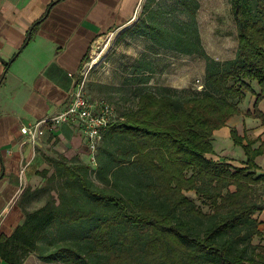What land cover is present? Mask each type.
<instances>
[{"label":"trees","instance_id":"16d2710c","mask_svg":"<svg viewBox=\"0 0 264 264\" xmlns=\"http://www.w3.org/2000/svg\"><path fill=\"white\" fill-rule=\"evenodd\" d=\"M152 1L125 33L150 38L156 51L205 59L202 88L185 96L175 87L151 88V61L135 64L129 79L138 86L132 89L135 106L119 111L115 102L100 100L114 105L116 116L93 165L62 153L45 157L50 168L39 171L44 182L35 197L45 202L25 211L11 235H0L4 260L23 264L35 255L62 264H264V253L253 246L264 236L257 217L264 211V174H256L264 143L254 148L258 138L232 128L246 161L216 158L215 150L216 131L240 114L248 93L256 99L246 115L264 118V0H231L238 47L225 61L202 44L197 0H175L168 10H155ZM191 191L210 212L188 196Z\"/></svg>","mask_w":264,"mask_h":264},{"label":"crops","instance_id":"0c3cea01","mask_svg":"<svg viewBox=\"0 0 264 264\" xmlns=\"http://www.w3.org/2000/svg\"><path fill=\"white\" fill-rule=\"evenodd\" d=\"M144 2L0 0V235H11L23 222L25 211L44 204L45 197H35L44 182L39 171L50 168L46 156L62 153L69 159L79 157L93 163L79 124L45 125L36 143L30 141L28 130L68 106L74 88L70 74L80 71L105 36L135 21ZM253 86L259 92L258 83ZM255 99L254 93H248L240 114L216 131V157L246 161L243 147L234 143L232 128L247 139L258 138L254 148L264 143V118L246 115L248 110L254 111ZM259 109L264 113V100ZM256 163V174H264V153ZM259 186L264 200V182ZM257 217L264 223V211ZM0 264L12 263L0 257Z\"/></svg>","mask_w":264,"mask_h":264},{"label":"rangeland","instance_id":"374dc122","mask_svg":"<svg viewBox=\"0 0 264 264\" xmlns=\"http://www.w3.org/2000/svg\"><path fill=\"white\" fill-rule=\"evenodd\" d=\"M197 1L199 8L197 9L196 24L204 48L216 60L225 61L234 58L238 47V35L237 25L231 12V0ZM152 2L155 10L160 7L168 10L175 6V0H154ZM145 4L146 0L135 21L105 36L90 55L93 60L91 57V66L87 70L84 80L86 95L92 101L115 102L119 111L133 108L137 97L132 89L138 88V86L129 80L132 78V67L135 64L139 65L141 62L145 64L148 61H151V65L154 67V72L148 74L150 75V81L147 84L149 87H175L183 91L181 94L184 96L190 94L189 90L201 89L200 84L204 83L206 71L205 59L196 55H182L163 48L156 51L150 38L132 37L125 33L135 25L139 18L148 14L149 11H146ZM177 15V18L182 19L188 17L183 13ZM168 17L162 21L172 18L171 15ZM90 164L93 165L92 162ZM187 194L205 212L211 211L209 204H204L195 192L191 191ZM262 224L261 230L264 233V223ZM253 246L264 253V236L255 237ZM30 258L28 264H62L39 261L35 255H31Z\"/></svg>","mask_w":264,"mask_h":264},{"label":"built area","instance_id":"2783aa9c","mask_svg":"<svg viewBox=\"0 0 264 264\" xmlns=\"http://www.w3.org/2000/svg\"><path fill=\"white\" fill-rule=\"evenodd\" d=\"M92 57V56H91ZM91 57L86 61L77 74H70L74 78V88L71 101L59 114L46 117L36 122L29 130L30 141L36 143L43 133L42 127L56 126L63 123L79 124L88 140L92 161L95 163V153L103 140L110 122L116 116L114 105L103 101H92L85 92L86 72L91 66ZM200 86H202L200 84ZM202 88V87H201ZM25 171V165L22 173Z\"/></svg>","mask_w":264,"mask_h":264}]
</instances>
